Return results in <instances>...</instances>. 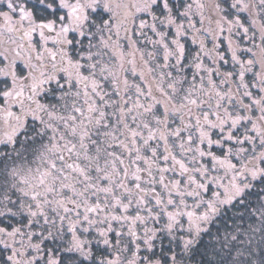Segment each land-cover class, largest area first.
I'll use <instances>...</instances> for the list:
<instances>
[{
  "label": "snow or ice",
  "instance_id": "1",
  "mask_svg": "<svg viewBox=\"0 0 264 264\" xmlns=\"http://www.w3.org/2000/svg\"><path fill=\"white\" fill-rule=\"evenodd\" d=\"M0 5V264H264V0Z\"/></svg>",
  "mask_w": 264,
  "mask_h": 264
},
{
  "label": "flooded vegetation",
  "instance_id": "2",
  "mask_svg": "<svg viewBox=\"0 0 264 264\" xmlns=\"http://www.w3.org/2000/svg\"><path fill=\"white\" fill-rule=\"evenodd\" d=\"M245 26H248V24L246 23ZM197 27H199V24H197ZM168 31H171V30L168 29ZM227 36H228V34L225 32L224 36H223L221 39L218 40V43H219V45H220V48H219L220 53H221V54H224L225 59H227V60L229 61V64H228V65H222V64H221V68H222V70H224V69L232 70V69H231V53L229 52V50H228V46H227V44H226V42H227ZM233 39H236V38L233 37ZM244 42H245V45H241V47H249V43H248L247 41H244ZM189 46H191V45H189ZM193 47H194V46H193ZM207 47H208L209 49L212 48V42H211V40H208V42H207ZM254 52H255V51H254ZM238 54H239V53H238ZM245 56H247V54H245ZM248 58H251V57L249 56ZM204 62H205L206 65L211 66L210 63H209V60H208V59H205ZM237 68H238V66H237Z\"/></svg>",
  "mask_w": 264,
  "mask_h": 264
},
{
  "label": "trees",
  "instance_id": "3",
  "mask_svg": "<svg viewBox=\"0 0 264 264\" xmlns=\"http://www.w3.org/2000/svg\"><path fill=\"white\" fill-rule=\"evenodd\" d=\"M250 34H251V30H250ZM256 43H259V40H258V39H257ZM241 45H245V42H244V41H241ZM249 47H253V50H254L255 52L257 51V49H256L253 45L249 44ZM251 199L255 200L256 197L253 196V197H251ZM148 226H152V224H149ZM211 231H212V235H210V236H205V237H204L205 241H207L209 244L215 243L216 238H217V235H216V228L213 227V228L211 229ZM128 240H129V239H128ZM127 244H128V241H125V240L122 239V243H121V245H119L118 247L123 248L124 245H127ZM165 244H167V241H166V240H165ZM120 256H121V260H124L125 257H127V258L130 259V258H131V253L128 252V251H123V252H120Z\"/></svg>",
  "mask_w": 264,
  "mask_h": 264
},
{
  "label": "rangeland",
  "instance_id": "4",
  "mask_svg": "<svg viewBox=\"0 0 264 264\" xmlns=\"http://www.w3.org/2000/svg\"><path fill=\"white\" fill-rule=\"evenodd\" d=\"M0 10H6V9H4L3 8V6L2 5H0ZM226 44H227V42H226ZM49 47H52V45L51 44H49ZM253 52H254V50H253ZM224 55V54H223ZM242 58H244V57H242ZM0 67H3V65L2 64H0ZM0 131H2V130H0ZM113 227H118L116 224H114L113 225ZM149 227H151V226H149ZM142 228H143V226H137V232L138 233H141L142 232ZM125 233H126V229H125ZM123 240H125V241H128V237H127V235L125 234V236L122 238Z\"/></svg>",
  "mask_w": 264,
  "mask_h": 264
}]
</instances>
